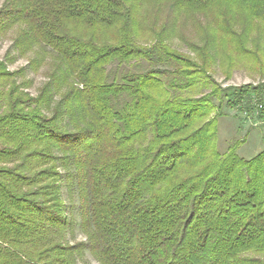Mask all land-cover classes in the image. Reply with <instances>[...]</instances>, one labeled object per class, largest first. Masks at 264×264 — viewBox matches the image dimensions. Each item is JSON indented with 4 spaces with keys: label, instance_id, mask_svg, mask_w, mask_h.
Returning a JSON list of instances; mask_svg holds the SVG:
<instances>
[{
    "label": "trees",
    "instance_id": "obj_1",
    "mask_svg": "<svg viewBox=\"0 0 264 264\" xmlns=\"http://www.w3.org/2000/svg\"><path fill=\"white\" fill-rule=\"evenodd\" d=\"M0 1L50 66L34 93L0 60V264H264V149L219 136L226 110L264 120V85L212 70L256 65L264 0Z\"/></svg>",
    "mask_w": 264,
    "mask_h": 264
},
{
    "label": "rangeland",
    "instance_id": "obj_2",
    "mask_svg": "<svg viewBox=\"0 0 264 264\" xmlns=\"http://www.w3.org/2000/svg\"><path fill=\"white\" fill-rule=\"evenodd\" d=\"M4 2L0 1V9ZM172 9V5L164 4L160 11V17L166 19L169 11ZM156 9L155 11H157ZM171 16V15H170ZM185 15L182 16V18ZM185 27L180 28L181 37H175L173 39V45L179 47L183 51L190 52L187 40L190 41V36H194L193 39L201 41L199 33L193 25H190V19ZM160 21L159 23H162ZM22 26H17L7 33L0 35V60H5L11 71H18L24 68L23 76H19V82L29 80L27 87L30 91L36 92V88L46 80L45 72L50 69L48 63H44L39 72H34L30 66V61L34 55V52H27L28 54L22 55L19 48L15 45L17 37L21 34ZM185 38V39H182ZM263 46V45H262ZM261 46V47H262ZM260 58L256 59V65L248 66H236L227 70L222 67L220 60L213 64V74L221 82L222 86L226 88L229 85L244 86L251 84L252 86H263L264 84V46L262 47ZM226 116L220 119L219 123V136L222 149H225L229 145L239 142L241 143L238 148V153L246 158H252L264 149V120L259 118L256 112L246 115L245 111L240 108L226 110ZM69 202V200H68ZM78 198L76 202L78 204ZM79 216L76 214V219L79 220ZM78 238L83 239V235L78 233ZM86 260L90 264H99L97 260L91 255V253L85 251Z\"/></svg>",
    "mask_w": 264,
    "mask_h": 264
}]
</instances>
